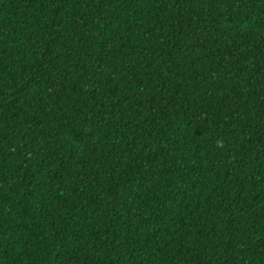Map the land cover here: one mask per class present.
Wrapping results in <instances>:
<instances>
[{
    "label": "trees",
    "instance_id": "obj_1",
    "mask_svg": "<svg viewBox=\"0 0 264 264\" xmlns=\"http://www.w3.org/2000/svg\"><path fill=\"white\" fill-rule=\"evenodd\" d=\"M0 264H264V0H0Z\"/></svg>",
    "mask_w": 264,
    "mask_h": 264
}]
</instances>
